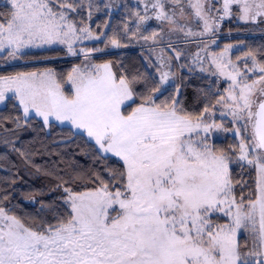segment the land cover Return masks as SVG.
I'll return each instance as SVG.
<instances>
[{"label":"snow or ice","instance_id":"1","mask_svg":"<svg viewBox=\"0 0 264 264\" xmlns=\"http://www.w3.org/2000/svg\"><path fill=\"white\" fill-rule=\"evenodd\" d=\"M139 3L144 13L132 12L137 29L152 19L160 24L150 35L139 33L160 46L158 66L146 58L158 81L138 70L117 75L110 62L92 63L91 49L77 52V42L106 35L77 23L79 17L84 24L85 7L91 20V3L6 0V11L0 12L3 58L61 45L87 61L66 77L50 68L0 75V104L15 99L23 111L24 124L19 116L11 122L17 129L37 117L45 128L53 121L70 125L94 142L97 159L114 157L116 163L105 165L107 175L98 169L54 175L53 191L62 194L41 201L35 214H18L8 206V193L0 196V264H264V49H250L241 67L228 57L230 45L217 54L203 39L237 13L242 22L264 23V0ZM129 30L126 25L125 34ZM181 37L184 44L200 38V51L207 55L197 51L191 66L181 63L187 60ZM107 43L124 46L115 36ZM173 60L180 69L198 65L200 72L216 76L217 87L219 78L227 82L219 94L211 86L194 89L204 103L201 113L184 107L182 76L173 94L163 100L155 95L168 91L179 75L172 71ZM141 82L143 90L137 88ZM217 107L221 117H230L238 144L224 148L213 142L215 131H227L210 122Z\"/></svg>","mask_w":264,"mask_h":264},{"label":"trees","instance_id":"2","mask_svg":"<svg viewBox=\"0 0 264 264\" xmlns=\"http://www.w3.org/2000/svg\"><path fill=\"white\" fill-rule=\"evenodd\" d=\"M84 2L85 4H92V18L88 20L89 10L85 7L81 13V16L84 17V24H80L79 17L76 18L77 23L79 26L89 24L94 33H105L106 35H103L101 42L83 46L86 49L104 50L110 46L107 43L108 46L105 47L106 40L113 36L125 46V26L129 27L130 33H133L135 29V16L132 15L134 7L129 5L128 0L125 1L120 11L112 15L104 10V4L99 0H84ZM5 5L6 3L0 2V12L6 11ZM232 24V22L225 23V28H234ZM239 40L243 47L251 48L254 51L264 49V36L262 35L236 38L234 42ZM63 53L64 51L59 48L29 52L21 57L22 62L27 63V65L6 67L0 70V75H14L17 72H33L51 67L58 76L66 77L74 63L58 60ZM55 58L57 59L54 60ZM144 58V54L140 50H134L99 54L94 58V61L96 64L110 62L117 75L124 70H127L129 74L138 70L145 73L149 79L155 78L149 65L145 64ZM261 59H264V56H261ZM3 63L4 60L0 58V64ZM181 76L185 78L184 83L186 85L181 89L184 107L187 111L195 114L201 113L204 107L202 99L197 100L195 98V88L207 90L211 86L212 92L219 94L223 93L226 87L222 81H219L217 87V79L215 78L211 79L187 71L180 72L176 84L180 83ZM176 84L168 88V91L163 92V95L159 94L157 96L159 100L173 94ZM137 88L143 90L144 83H139ZM127 111H131V109L128 108ZM17 116L21 117V123L24 124L19 105L14 99H8L5 106L0 108V196L7 192L11 201L8 204L9 208H14L15 212L20 215L35 214L41 207V201L50 202L62 194V189L53 191L54 186L58 183L53 178L54 175L68 177L89 169H98L107 175L104 172L105 165L114 166L116 163L114 157L110 160L97 159L95 156V152H98L96 146L92 142H87L86 137L76 134L69 127H60L53 123L52 127L45 128L42 122L34 118L28 121L24 127L17 129L15 124L11 122ZM213 142L224 148L236 143L235 139L228 137ZM37 169L40 171L38 172ZM44 173H52L53 175H45ZM33 199L35 203L32 202Z\"/></svg>","mask_w":264,"mask_h":264},{"label":"rangeland","instance_id":"3","mask_svg":"<svg viewBox=\"0 0 264 264\" xmlns=\"http://www.w3.org/2000/svg\"><path fill=\"white\" fill-rule=\"evenodd\" d=\"M99 1L104 4V10L106 12L110 13V15H112L113 13L120 11L122 9V7L124 6L125 1H127V0H99ZM0 2L6 3V0H0ZM128 2L130 3L129 4L130 6L134 7V11L138 8L141 14L144 13L143 5H141L139 3V0H128ZM106 5L108 7H106ZM125 7H127V6H125ZM230 22L233 23L232 25L234 26V28H232V29L227 28L226 29L225 23H230ZM86 25L90 26L89 24H86ZM134 25H135L134 26L135 29L133 32H137V36L133 37V35H132V33H130V31H128L127 34H124L125 35V42H126V45L124 46V48L112 47V45L110 43H108V44H110V46L108 48L106 47V46H108V44L105 45L106 49H104V50L100 49V51H95L94 49L91 48L92 51H90L88 53V56H89V59L91 60V62L95 63L94 58L96 56H98L99 54L107 53V52H113L114 53V52L140 50L141 53L144 54V57H145L144 61H145V64H147V66L149 64L146 61V58H150L152 64H156L158 66L157 57L160 54V46L153 45L151 42L143 41L142 39L139 38V33L142 32L145 35H150L153 30L159 29V27H160L159 22H157L155 19L149 20L145 24H141L139 27V30H138L137 26H136V18H135ZM262 26H264V23L252 24V23H245V22L240 21L238 19V13H237V14L233 15L232 17L225 18L223 21H221L219 30L217 32H215V34H209V36H206L203 39L208 41V51L209 52H215L217 54L222 52L226 46L230 45L231 48L229 49V52L227 54L228 57L231 58L233 63H238L241 65V67H243V60L246 58L245 53H247L251 48L249 49L247 47H243V44H242V42L240 43V40L237 42H234V41L236 40V38H245V36L256 35V34H254V32H256L258 30V28L264 29V27H262ZM254 30H256V31H254ZM251 31H253V32H251ZM94 34H96V33H94ZM102 39H103V36H101L100 40H95V39L87 40L86 39V40L77 42L74 45V47L76 48L77 52L79 53L81 48L86 49L83 45L89 44V43H97L99 41L101 42ZM199 39L200 38H196L194 41L189 42L187 44H184L183 43V37H181L180 47L184 49V55L187 58V60L182 59L181 63L186 62L191 66V60L194 57L195 53L197 51H200V49H202L204 47L203 44L199 43ZM162 47L165 48L166 52L171 53L173 56L175 55L174 53L171 52L170 49H168V46L166 44L163 45ZM58 48L62 49L64 51V53L60 55L58 60L68 61V62L74 63V65H72V67L75 65L81 64L82 62H84V63L87 62L85 60L84 55H82V54L77 55V56L68 55L66 46H61V45H56V46H51V47L45 46L44 48H41V49H25L24 52L29 53V52H34V51H42V50L58 49ZM153 48L156 49L155 53H153L151 51ZM86 50H89V49H86ZM4 55L5 54H0V58H2L4 60V63L0 64V70L4 69L6 67H17V66L27 65V63L22 62L21 58L14 60V59L9 57V58L5 59V58H3ZM200 55L202 57H204L207 55V53L200 51ZM56 59L57 58H55L54 60H56ZM172 63L174 65V67L172 68V71L178 72L179 75H180L181 71H187L189 73H196L199 75L207 76V77H210L211 79H213V78L218 79L216 76H210L207 73L200 72L198 65L194 66L193 71H189L188 67L180 69L179 66L176 65V62L174 60L172 61ZM249 63H250V60H249ZM28 64H30V63H28ZM208 66L209 65L206 63L205 67H208ZM112 67H113V65H112ZM49 68L53 70V68L48 67V68L41 69V70L35 71V72H41V71H44V70L49 69ZM150 69L153 71L155 78L157 80H159V75L157 73L156 67H150ZM113 70L115 71L114 67H113ZM165 70H168V69L166 68ZM179 75H177L176 77H174L172 80L169 81V83L172 84V86L174 84H176ZM219 81L224 82L227 86V82L224 81L223 78H219ZM164 87L168 88V85H165ZM65 88H68L70 90V85L65 84ZM159 94L160 93H156V96H158ZM8 95H9V97L11 96L10 93ZM7 100L8 99H6L4 103L0 104V108L5 106ZM17 104H18V102H17ZM220 111H222V109H219V107H217L215 114L210 116V122H211V120H215V122H217V123H222L223 129H227V131H225V130L215 131L213 133V141L224 140L226 137H228L229 139H235L233 134H232V131H231L232 125H231L230 117H221ZM22 114H23V111H22ZM33 116H34V114H33ZM35 119H37L43 123V121L40 118L37 117ZM52 123L57 124L60 127L71 128L70 125H61L56 121H53ZM92 143L94 144V142H92ZM236 143L238 144V141H236Z\"/></svg>","mask_w":264,"mask_h":264},{"label":"built area","instance_id":"4","mask_svg":"<svg viewBox=\"0 0 264 264\" xmlns=\"http://www.w3.org/2000/svg\"><path fill=\"white\" fill-rule=\"evenodd\" d=\"M254 31H256V30H254ZM242 32H243V31H242ZM251 32H253V31H251ZM254 34L264 36V29L257 30L256 32H254Z\"/></svg>","mask_w":264,"mask_h":264}]
</instances>
